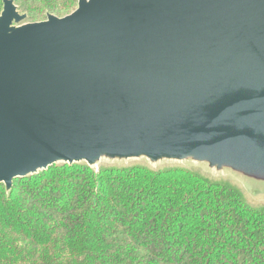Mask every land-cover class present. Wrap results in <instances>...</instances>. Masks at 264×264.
<instances>
[{"label":"water","instance_id":"obj_1","mask_svg":"<svg viewBox=\"0 0 264 264\" xmlns=\"http://www.w3.org/2000/svg\"><path fill=\"white\" fill-rule=\"evenodd\" d=\"M0 11V185L144 159L264 182V0ZM128 166V165H127Z\"/></svg>","mask_w":264,"mask_h":264},{"label":"trees","instance_id":"obj_2","mask_svg":"<svg viewBox=\"0 0 264 264\" xmlns=\"http://www.w3.org/2000/svg\"><path fill=\"white\" fill-rule=\"evenodd\" d=\"M14 3L33 23L77 0ZM0 264H264V208L182 167L53 165L0 185Z\"/></svg>","mask_w":264,"mask_h":264},{"label":"rangeland","instance_id":"obj_3","mask_svg":"<svg viewBox=\"0 0 264 264\" xmlns=\"http://www.w3.org/2000/svg\"><path fill=\"white\" fill-rule=\"evenodd\" d=\"M22 23H27V22L26 20H24L21 22V24ZM132 164L143 165L152 170H160V169L170 168V167H182V168H185L191 171H195L209 178L210 180L225 181V182L230 183L231 185L238 188L241 199L247 205H249L252 208L259 209V210L264 208V182L255 181L251 179L250 180L244 179L245 183H242L237 177H235L233 174L229 172L224 171L221 173H216L214 171L207 170L204 167L197 165V164H185V163H178V162H171V161H161L156 164H150L148 161L144 159H139V160H128V161L122 162V164L120 165L129 166ZM115 165H119V164L111 163L106 160H102L97 165L96 168L111 167Z\"/></svg>","mask_w":264,"mask_h":264}]
</instances>
